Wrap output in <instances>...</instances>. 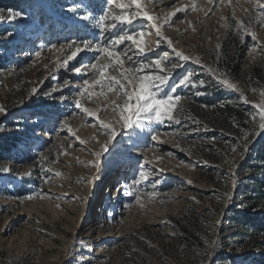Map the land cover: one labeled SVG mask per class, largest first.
<instances>
[{"label":"rangeland","instance_id":"obj_1","mask_svg":"<svg viewBox=\"0 0 264 264\" xmlns=\"http://www.w3.org/2000/svg\"><path fill=\"white\" fill-rule=\"evenodd\" d=\"M258 3L145 2L157 24L188 10L161 28L163 40L144 27L151 51L137 56L129 43L124 66L166 61L164 92L179 104L172 120L146 115L129 129L107 84L99 98V87L81 95L102 53L64 66L74 41L110 45L130 31L102 30L111 27L100 23L106 0H0V264H264V232L252 225L264 220V198H248L252 179L264 182Z\"/></svg>","mask_w":264,"mask_h":264},{"label":"snow or ice","instance_id":"obj_2","mask_svg":"<svg viewBox=\"0 0 264 264\" xmlns=\"http://www.w3.org/2000/svg\"><path fill=\"white\" fill-rule=\"evenodd\" d=\"M145 2L157 3V0H106L108 6L107 13L101 18L100 23L111 22V27L102 29L105 32H113L117 29L128 28L130 31L125 32L124 35L120 36L119 39L111 41L110 45L95 44L91 41L88 43L77 45L74 41L72 45H68L71 49V54L64 60V66H67L72 61L76 60L78 56L84 52H96L102 53L100 61L96 64L89 65L91 71L98 76V79L94 83H88L85 85L83 92L88 93L89 88L101 89L100 93H97V98L101 95H106L104 93V87L107 84L109 92L116 94V100L120 101L119 104L116 100L112 102L111 108L114 112L118 111L119 121L122 123L123 127L131 129L133 126L137 125L144 116L151 115L155 117V122L161 123L163 120H172L175 108L174 104H179V99L169 96L164 92L165 87L170 80L167 76L166 68L162 64L166 61L154 60L150 64H141L135 68L125 67L124 58L129 57L133 49L127 48L129 43L135 46L134 51L137 56L146 55L150 48H146V36L151 33L145 32L144 27H150L156 33V36L163 40L164 37L161 33V28H163L170 20L171 17L177 15V13L185 12L188 9L181 7L177 8L175 12L167 14L164 18V24H157L155 21L159 20L160 17H153L147 14L145 8L142 6ZM210 4H213L215 0H208ZM223 3V0H219ZM227 6H231V0H228ZM195 7V5L193 6ZM212 9H209L211 11ZM257 14L260 17L258 22H264V3H258ZM85 19L86 17H81ZM142 22H147L143 24ZM142 23L141 30L136 29V25ZM248 34L251 35V32ZM255 39V36H252ZM121 49L123 55L116 52L115 49ZM63 51V50H61ZM177 56H180L177 53ZM182 60H186V57H180ZM107 61L108 63H102V61ZM119 67L123 69L118 73V78H114L106 75L108 70ZM149 68H154L164 75H144L145 71ZM115 85V86H113ZM177 85L176 87H179ZM235 90V89H233ZM175 92V87L171 89ZM161 93H164L161 95ZM92 96V93H88ZM264 97V92L260 93ZM77 107H80L79 102H77ZM262 111L260 115L261 124L260 127L264 130V101L261 105ZM3 110L0 109V112ZM82 112L88 113V109L81 108ZM100 111H104L103 108ZM100 127L108 129L107 124H100ZM116 133L111 132V139H115ZM155 139V137H153ZM107 146L102 149L106 151ZM141 173V177H143Z\"/></svg>","mask_w":264,"mask_h":264},{"label":"trees","instance_id":"obj_3","mask_svg":"<svg viewBox=\"0 0 264 264\" xmlns=\"http://www.w3.org/2000/svg\"><path fill=\"white\" fill-rule=\"evenodd\" d=\"M231 106L225 104L223 105L222 113L223 115H227L232 117L233 119H236L237 122H239L241 120V111L239 109L236 108H230ZM262 157V156H261ZM252 183L254 184V196L251 194L248 196V198L250 200H253L256 202V200H260L262 198H264V191H261V187L264 185L263 181L258 180L257 178H253L252 179ZM252 225H256L258 230H261L262 232H264V220L262 221H253Z\"/></svg>","mask_w":264,"mask_h":264},{"label":"bare ground","instance_id":"obj_4","mask_svg":"<svg viewBox=\"0 0 264 264\" xmlns=\"http://www.w3.org/2000/svg\"><path fill=\"white\" fill-rule=\"evenodd\" d=\"M0 184H1V180H0ZM123 187H124V184H122L120 182V183H117L115 186L109 188V191L108 192L110 193V195H109V200H106V208L107 209H110V211H112L115 206H118L120 204L119 201H120V197H121V190L123 189ZM111 199L112 200H115L114 203H113V205H111L112 204L110 202ZM95 204L96 203H93L92 204L93 207H94Z\"/></svg>","mask_w":264,"mask_h":264}]
</instances>
